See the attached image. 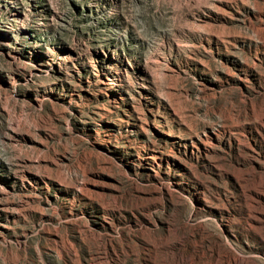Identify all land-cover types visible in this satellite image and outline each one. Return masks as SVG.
Returning <instances> with one entry per match:
<instances>
[{
  "label": "rangeland",
  "instance_id": "obj_1",
  "mask_svg": "<svg viewBox=\"0 0 264 264\" xmlns=\"http://www.w3.org/2000/svg\"><path fill=\"white\" fill-rule=\"evenodd\" d=\"M0 264H264V0H0Z\"/></svg>",
  "mask_w": 264,
  "mask_h": 264
}]
</instances>
